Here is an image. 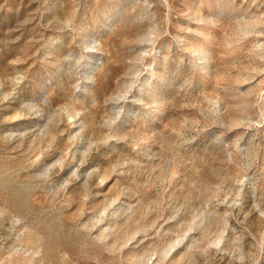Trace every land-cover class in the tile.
<instances>
[{
	"label": "rangeland",
	"instance_id": "rangeland-1",
	"mask_svg": "<svg viewBox=\"0 0 264 264\" xmlns=\"http://www.w3.org/2000/svg\"><path fill=\"white\" fill-rule=\"evenodd\" d=\"M0 264H264V0H0Z\"/></svg>",
	"mask_w": 264,
	"mask_h": 264
}]
</instances>
